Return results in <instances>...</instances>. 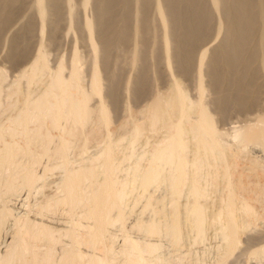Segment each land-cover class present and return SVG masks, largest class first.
<instances>
[{"label":"bare ground","instance_id":"1","mask_svg":"<svg viewBox=\"0 0 264 264\" xmlns=\"http://www.w3.org/2000/svg\"><path fill=\"white\" fill-rule=\"evenodd\" d=\"M24 3L0 0V34ZM90 6L93 20L85 16ZM30 8L33 15L24 31L35 26L38 37L46 25L51 37L64 22L68 33L79 26L90 52L88 87L82 84V61L76 49L68 72L61 63L53 70L41 42L28 68L7 84V92L3 90L6 76L0 72V115H5L0 119V230L6 221L12 222V239L0 253V264H162V246L153 238L165 236L179 249L187 242L204 243L211 227L223 241L215 264H227L243 243L241 234L261 216L250 198L242 196L251 187L244 179L257 176L256 169L235 174L231 167H237L239 154L249 145L264 151V115L257 124L235 129L236 147L227 146L206 108L203 75L220 114L229 106L238 110L258 106L255 81L264 70V0H32ZM77 9L84 12L82 17ZM213 24L220 41L196 58L193 49L207 39ZM15 43L9 52L11 62L22 59L21 50L27 49ZM157 51L171 90L164 100L155 97L145 109L147 126L136 123L127 135L115 139L104 98L111 110L117 106L120 91L127 89L126 69L136 75L130 87L133 95L145 94L150 83L148 55ZM172 62L179 74L195 76L194 102L173 78ZM92 100L105 133L100 148L87 156L88 144L96 137L87 131ZM161 126L168 128L167 136L137 152L138 145L147 146L145 133ZM80 138L81 152L72 162L68 153ZM42 158L55 162L39 174L35 168ZM57 168L62 170L59 182L51 195L35 204V219L29 213L15 214L6 199L19 189L26 190L27 198L38 193L46 174ZM162 185L167 196L156 208L149 190ZM212 185L221 188L212 192L208 189ZM252 186L258 188L257 183ZM212 193L217 198L210 203L213 211L204 201ZM143 199V211L149 210L150 217L128 227L135 204ZM57 212L67 215L62 228L51 224L55 216L50 217ZM43 215H50L51 225L40 221ZM112 228L121 236L117 248L109 232ZM134 231L146 239L132 238ZM250 252L247 257L264 258V245Z\"/></svg>","mask_w":264,"mask_h":264},{"label":"rangeland","instance_id":"2","mask_svg":"<svg viewBox=\"0 0 264 264\" xmlns=\"http://www.w3.org/2000/svg\"><path fill=\"white\" fill-rule=\"evenodd\" d=\"M31 4H32V0H25V3L22 6H20V8H18L19 10H17V12L15 13L13 21L0 34V72L4 75V77L6 76V80L3 84L5 85V87L3 88L4 92H7L8 88L6 86H9L11 83H13V81H15L16 78H18L19 74L22 72L23 69L28 68L29 64L34 59L41 43L44 47L43 49L44 52L47 54L48 65L53 70L56 69L59 63H61L68 72L67 68L69 67V60L71 53L73 49H76L82 61V65H81V71L83 73L82 84L85 88H87L90 52H89V48L87 47L86 41L84 39V35L81 33L80 29L78 28L79 26L75 24L72 27L71 33H68L67 32L68 24L64 22L60 27L58 34L54 37H51L49 35L47 25H46V29L44 30L43 36L41 35L38 37V32L35 26H33L29 32H25L24 31L25 26L26 24H28V22L31 19L30 18V15L32 14L30 11ZM76 12L77 14H79L78 16L81 17L84 14V12H81L79 9H77ZM85 16L88 19L93 20L94 17L93 6H90L88 8ZM214 30L215 27L213 24L212 26H210L209 36L207 37V39L202 44L194 47L193 55L196 58H198V55L202 51H205L207 49L208 51H210V49L212 50L218 45L221 36L217 37ZM15 40L16 43L14 45L20 46V49L22 48L23 45H26L27 49L21 50V51H25L24 57L22 59L11 62L9 60V54H10L9 52L11 51L12 44L15 42ZM130 50H131V45L130 42H128L126 45V52L129 53ZM160 58L161 57L158 51L153 53L150 52L148 55L149 68L148 67L147 68L149 69L150 83L149 86L147 87V91L145 92V94L143 93V95H140L138 97L133 95L130 87L132 86L133 79L135 78L136 75L135 72H133L132 70L126 69L123 73V79L127 83V89L120 91L119 93L120 101L117 104V106H115L113 110H111V107L108 104V100L104 98L106 105L110 108L111 123L109 128L113 138L118 139L122 135H127L130 132L132 126H134L136 123L138 125H146V124L148 125L149 119L147 118L149 117V115L146 114L148 115V117L144 115L145 109H147V107L151 103H153L152 101L155 97H159L160 99L164 100L166 96L169 94L171 90V83L169 82V80H167V77L164 78V74H163L164 66L158 64ZM157 64L159 66H157ZM171 68L173 72V78L180 83V85L184 88V90L188 94L191 101L194 102L197 99L196 97L197 93L195 92L196 91L195 90L196 80L194 78L195 76L193 75L192 77L190 76L191 74L189 76H183L179 74L174 68L173 62ZM203 86L205 89L204 102L208 112L214 118L215 127L222 134H224L225 136L224 142L225 144H227V146H232V147L235 146L236 145L235 141L232 139L234 130L237 128L238 129L244 128L248 125H253L256 123V120L259 116L264 115V70L257 77L255 81V86L259 93V104L258 106L251 109L238 110L234 106H229L223 114H220V112L215 108L213 104V93L209 87L205 74L203 75ZM41 88L42 87L40 86L39 89ZM90 108L93 114L91 116L92 121L87 127V131L94 132V134H96L95 135L96 137L94 138V140L91 141L90 144H88L87 156H91L92 154L96 153V151L100 148L105 133L102 126L97 122L98 115H97V104L95 100H92L90 102ZM2 116L3 117H1L0 115L1 120L4 119L5 115ZM192 116L194 117V115H190V118ZM145 134L146 135H144L143 140L145 141L146 139L148 141L147 146L145 147L144 145L145 143L138 145L136 149L137 152L139 153L146 151L149 148V145L152 147L153 145L156 144V142L166 137L168 134V128L166 126H161L155 131L148 130ZM80 139L79 140L77 139L76 143L74 140L73 147L70 149L68 153V157L72 162H76L79 158L81 152V145H82L80 141H83L82 138ZM236 153L234 152L235 156L237 157ZM238 157L239 158L237 159V167H231V170L234 171L235 174H238L240 171L243 172V170H247V174H248L249 172H251V170L248 169H252V168L256 169L258 173L257 176H251L247 180L244 179L245 182L247 181L248 184L250 183L249 186L251 185V187H249L248 189L245 188V190L242 192V194L244 195L242 196L244 198L246 197V199L250 198L249 200L253 202V205L256 208L258 214L261 215V216L259 215L261 218L259 217V219L255 222V224L248 226L246 230L241 234V239L243 243L238 246L233 256L228 260L227 264L233 262H235V264L236 263L264 264V258H262L261 256L259 257L252 256L250 258L248 255L247 257V253L250 254L251 253L250 251L259 249L264 245V198H263L264 197L263 195L264 194V173H263L264 151L259 146L249 145L247 151L239 154ZM53 162L55 161L52 158L50 159L42 158L40 165L36 166L35 171L41 174L43 172V167L46 165L50 166V163L51 165H53L54 164ZM74 166H76V163L74 164ZM72 168L74 169L77 167H72ZM61 171H62L61 169L57 168L48 172L44 179L43 188H41L38 191V193L32 192L28 196V198H27L26 190L19 189L17 193H15V196H10V198L8 197L6 199L7 202L10 201L8 203V206L10 207L12 206V208H14V213L16 212L18 216H21L24 213H29L30 218L35 219V216L33 214V211L35 210V204L41 202L43 198L51 195L54 192L55 190L54 183L59 182V180L57 179L60 178L59 176L62 173ZM213 176L217 177L216 174H213ZM215 182L216 181H214V183ZM256 183L258 188L254 187V190L257 189L254 191L251 188L253 187L252 185ZM36 185L38 187H41V182L37 183ZM217 185L216 186L212 185L208 189L209 190L211 189L210 191L212 192L216 190L218 191L221 188V186L219 185L220 186L219 187ZM131 188L134 187L131 186ZM261 190H262L261 192L262 194L260 196ZM149 192L152 193L153 199L155 200L154 207L159 208L158 205L161 203L162 198L164 199L167 196V188L162 185L160 188L149 190ZM213 195L215 194L212 193L210 195V198L207 197V199L204 200L207 204L209 203V205L211 206L214 203L213 201L215 200L216 202L217 200L216 195L215 196ZM211 202L212 204H210ZM143 206H144V199L137 201V203L133 208V214L130 216V218L127 221L128 227L129 225L131 226V224L137 223V220L139 218L140 221L148 220V218L150 217L149 210L143 211ZM213 208H215V206L214 207L212 206V211ZM49 216L50 215L47 216L43 215V216H39L38 218L40 219V221L43 220L44 223L47 222V224L48 223L50 224V220H51L52 226L55 227V223H56L57 228H62L67 221L66 218L67 215L62 213L59 214V212L53 214V216L51 215L52 217L50 218H53L55 216L53 220L50 219ZM56 217L58 218L59 222L57 220L56 222H54ZM36 221L39 222L38 219ZM83 223L87 224L88 222H83ZM0 231H1L0 253H2L4 252V250H6L5 246L8 245L12 239L11 220L6 221L2 226V230ZM109 232L112 236L115 237L114 247L117 248V246L121 244V236L116 228L110 229ZM130 234L132 238H135L139 241L146 239L144 235L136 233V231L130 232ZM153 239L154 241L155 240L159 241L162 246L160 249V253L162 255V258L165 260V263L162 264H195L194 262L196 260H199L200 264H215L216 263L215 261H217L221 253L219 252V250L223 245V241L220 236V233L214 227L207 229L204 243L190 244L189 242H187L186 244H182L179 247V249L172 247L170 245L169 240L165 236H161L160 238H153ZM240 253L243 254V256H241ZM244 254L246 256H244Z\"/></svg>","mask_w":264,"mask_h":264}]
</instances>
